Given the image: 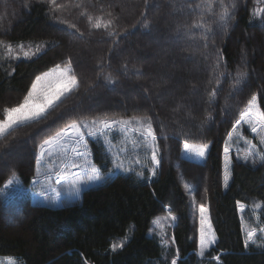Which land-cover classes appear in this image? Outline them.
<instances>
[{"label":"trees","instance_id":"trees-1","mask_svg":"<svg viewBox=\"0 0 264 264\" xmlns=\"http://www.w3.org/2000/svg\"><path fill=\"white\" fill-rule=\"evenodd\" d=\"M154 2L57 0L63 7L54 11L49 0H0V27L6 26L9 18L15 19L14 23L11 21L8 27L0 29V41H3L0 44V120L6 109L27 94L37 75L57 64L64 66L69 60L80 81L79 89L75 91L77 96L85 83L87 85L88 77V86L91 85L93 92L101 87L104 78L110 76L114 83L107 81L106 87L114 92L115 86L122 83L115 78L119 76L113 70L119 71L128 61L127 64H131L129 58L136 56L135 46L124 41L132 37H139V42L134 45L148 41L155 23L163 21L167 12L171 17L172 45L179 43L176 50L159 55V65L148 58L145 60L147 65L142 58L134 64L137 65V79L145 76L144 72L147 76L133 81L131 87L135 86L148 98L157 97L159 101L154 105V112L144 113L152 117L157 135L161 163L156 174H151L150 169L154 166L149 150L137 132L131 135L128 146L124 145L120 135L113 133L110 136L113 144L119 149L128 147L121 152V160L129 161L132 169L84 191L80 202L54 209L33 205L26 193L11 188L0 192L2 220L10 214L3 209L12 205L19 206L21 212L24 210L21 216H27L16 231L0 220V258L13 257L19 264H171L178 249L180 259L177 264H216L211 259L214 255H220L221 264H264V251L254 247L244 250L242 231V226H264L261 222L264 221V208H254L256 203L264 205V165L253 167L251 162L245 164L233 159L226 191L222 190L220 176L224 142L248 99L257 95L261 110H264V23L261 22L264 20V0H166L168 7L161 2L153 13ZM225 7L231 17L226 27L219 19ZM172 11L175 12L173 15ZM18 18L21 20L17 21ZM97 19L101 22L112 20L113 26L107 30L103 27L95 29L92 25ZM145 19L147 28L142 26ZM110 32L118 35L110 36ZM72 39L79 45L70 46L68 42L73 43ZM9 44L12 52L6 54ZM20 44L31 49L30 58L24 57ZM80 44L87 48L89 57L78 50ZM38 45L40 50L33 55ZM118 46L122 59L112 56ZM155 52L148 50L146 54ZM77 56L84 59L83 64L77 61ZM184 58L187 61L190 58L189 62L193 63L185 62ZM217 62L219 67H216ZM238 72L247 73L240 84L236 83ZM212 91L217 93L214 98L210 96ZM132 95L135 96L123 98H132ZM120 97L115 96L114 101ZM78 100L81 98L78 97L76 102L73 100V104ZM73 104L65 107L58 103L39 121L18 126L0 138V154L19 145L17 142L25 138H29L32 150L26 162L0 172V187L13 174L20 180V187H30L35 177L39 145L52 135L51 131H59L70 123L65 121L70 113L77 112L78 117L88 122L91 118L122 117L111 112L122 110L114 104H108V109L86 103L83 109L73 107ZM140 107L137 110L147 106ZM244 135L249 137L245 130ZM168 137L172 139L168 140ZM106 140L107 136L89 139L92 158L104 173L111 170L114 155ZM185 141L189 145L209 144L204 169L181 158ZM134 147L139 150L132 151ZM169 158L177 162L165 163ZM141 171L143 179L136 175ZM199 172L205 175L201 193L200 186L196 185ZM206 200L209 201L205 204L209 206L217 243L201 259L196 255V244L193 243L197 229L193 208ZM237 202L245 205L241 214ZM164 208H169L177 217L167 247L157 231L150 232L153 220L164 215ZM20 223L21 219L14 221L16 226ZM125 236L130 237L125 246L111 251V244L121 242Z\"/></svg>","mask_w":264,"mask_h":264},{"label":"snow or ice","instance_id":"snow-or-ice-1","mask_svg":"<svg viewBox=\"0 0 264 264\" xmlns=\"http://www.w3.org/2000/svg\"><path fill=\"white\" fill-rule=\"evenodd\" d=\"M147 3V0H145ZM50 5L53 6V10H57L63 5L57 4V0H49ZM235 7V4L232 5ZM258 15V13L256 14ZM220 21L222 26L226 27L228 21L231 19L229 16L228 8L225 7L223 12L220 14ZM91 23V18H89ZM264 23V20L261 21ZM63 23V21H61ZM95 29H108L113 26V21L108 20L106 22H101L97 19L92 25ZM143 27L147 28L148 21L145 19L143 21ZM70 28H74L75 25H69ZM200 27V25H197ZM81 35H83L81 33ZM110 36H116L118 33L110 32ZM206 38V37H205ZM115 43V41H113ZM3 44V41H0ZM8 52H12V46L9 44L6 46ZM19 47L23 50L24 45L20 44ZM41 46H37V54ZM31 49H29L30 51ZM29 51L24 52L25 58L29 57ZM216 67H219V62H217ZM223 75V73H221ZM247 73L238 72L236 83L240 84L242 80L246 77ZM108 83H114L111 77H108ZM80 86V81L72 67L71 60L67 61L64 67L57 64L55 69L50 72L37 75L35 80L32 82L31 89L28 91L27 95L24 97L23 102L16 107H12L6 110V115L3 120H0V137H4L9 130L14 129L19 125L30 123L33 121H39L42 117L48 113L49 109L54 108L59 102H61L66 96L78 90ZM91 87V85H90ZM216 92L212 91L210 96L214 98ZM211 102V100L209 101ZM247 124L251 133L254 137L258 139L259 145L264 146V110H261L260 102L258 101L257 95L253 94L250 99H248L246 106L240 111L239 119L235 121L232 125V129L227 134V139L224 142L223 156H224V187L228 188V182L231 178V147L230 142H234V134L236 138H241V125ZM114 126H118L121 132H127L130 128L137 132L143 140L144 146L149 149L148 155L150 156L151 164L154 166L150 169L151 174L154 176L156 174V168L160 166L161 160L158 158L159 146L157 144V135L153 128V119L150 116H134L131 119H100L91 118L90 122L85 120H80L77 122L73 120L71 123L67 124L64 128H61L56 132L55 136L45 139L43 143L39 145V158L37 160V175L32 179V184H37L39 182V176H44V181L47 182L50 190L55 194L54 204L61 205L63 203H72L71 197L80 196L81 184L97 183V182H108L110 177L113 175L112 171H108L107 174L104 170L97 167L91 159H89V152L86 145L81 150L80 145H82L85 135L87 136H108L109 130H112ZM87 129V133L81 129ZM244 142L249 145L248 154L243 157L245 164L251 162L252 166L255 167L257 164L264 165V147L257 150V144L252 143L251 140L245 139ZM183 148L185 153L194 154L199 158H204L209 149L208 143H201L195 147L189 145L187 141L184 142ZM121 152L125 149L121 148ZM239 159V157H237ZM47 160V167L44 172L39 171L42 162ZM120 161L119 155L116 157V162L114 163L115 170H122L124 172L130 171V169H124L123 164ZM137 163L139 161L137 160ZM136 175L141 179L144 178V173L137 172ZM55 176V185H65L68 187L69 200L61 201L60 191L57 187L52 186V178ZM20 180L15 174L11 178L7 179L0 187V192H5L12 186H20ZM186 187H188L186 185ZM45 200L48 197L44 195L43 192L38 193ZM239 211L243 213L245 211V205L237 202ZM255 209H262L264 205L262 203H256L254 205ZM199 213V245L197 256L201 259L205 258L206 253L209 249L217 243V237L215 230L213 229L211 219L209 216V206L205 203H200L198 205ZM169 216L172 221H175L177 217L169 211ZM264 222V221H261ZM157 227H160V220H155L153 222ZM242 231L244 233V250L248 251L250 248H257L264 251V227L250 226L244 228L242 226ZM259 234V235H258ZM130 239V237L125 236L122 238L121 242L111 244V251L115 252L118 249H122L125 243ZM174 242V241H173ZM162 243L167 247L168 241L164 240L162 237ZM178 259H180V252L177 249L175 258L171 259V264H177ZM212 260L216 261V264H221L220 255H214L211 257ZM0 264H4L0 261ZM9 264H15L14 261H10Z\"/></svg>","mask_w":264,"mask_h":264},{"label":"rangeland","instance_id":"rangeland-1","mask_svg":"<svg viewBox=\"0 0 264 264\" xmlns=\"http://www.w3.org/2000/svg\"><path fill=\"white\" fill-rule=\"evenodd\" d=\"M125 1L128 2L130 0H125ZM161 2L166 4L165 8L168 7L167 6L168 3H166V0H155V2L153 4V13L156 12L159 9V5H160ZM167 13L168 14H167V16H165V19L163 18V21H161V22L158 21V23H155L153 29L151 30L152 32L150 33V36L148 37V41H146L144 43H140L139 45L137 44L138 46L134 45V44L139 42L138 41L139 37H132V39L124 41L125 44H127L129 46H135L134 52L136 53V56L129 58L131 64L128 65L127 64L129 62L128 61V62H126V64H124V65L122 64L121 65L122 67H121V69L119 71H114L113 70V73L115 75L119 76V77L115 76V78L118 79L119 82L121 80V83H122V84H119V85L115 86L114 92L113 91H109L107 89V87H106V83L108 81V77L104 78L103 82L101 81L103 83V86H102V83H101V87L98 90H95V91L93 90V92H92L91 91L92 88L88 86V84H89V77H88L87 85L85 83V88L83 89V91H79L78 92L79 96H77V93H75V91H74L73 93H71L68 96H66L59 103L64 104L65 107H70L71 104H73V100H75V102H76V99L78 97H80L81 101L78 100L77 104H75V103L73 104V107H77V108L80 107V108L85 109L83 106H84V103H86L87 105H92V107H98V108H101V109H108V108H110V107H107L108 104H114L115 106L120 107L122 110H118V111L117 110H111V112H113V115L119 114L120 116H122L121 118H124V119H131L134 116H145L144 113H149V111L150 112H152V111L154 112L156 110V109H154V105L159 104L158 98L157 97H154V99L148 98L145 94L141 93L139 88H137L135 86H132L133 87L132 88L131 85L133 84V81H136V82L140 81L141 79H144V77L147 76L145 74V72H144L143 75H145V76H142L140 78V80H139V78L137 79V76L135 75V71H136L137 65H134V64H137L138 61H140L141 58H142V62H144L145 65L148 64V63H145V60L148 61V59H150L152 61H155L156 62L155 64L159 65L158 63H160V62L157 60L159 55H161L163 53H165L167 55V54H169L170 50L172 51V50H176L177 49L176 46L179 43H177V44L174 43V45H172L174 40H173L172 36L169 35V32H170L169 23L171 21V17H169L170 13L169 12H167ZM173 13H175V12L172 11L171 15H173ZM12 18L13 17L9 18V20L11 19L10 22L6 21L7 22L6 23L7 27L11 24V21H13V23L15 22V19H12ZM154 18H156V17H154ZM5 20H3V21H5ZM20 20H21V18L17 19V21H20ZM154 22H155V20H154ZM6 26H1L0 29L5 28ZM5 31L6 30H4L2 32H5ZM138 31H139V29H138ZM97 42H99V41H97ZM68 44H70V46L72 44L74 46L75 45L76 46L79 45V44H76V42L74 40H73V43H72V41H69ZM166 47L168 49H166ZM28 48L29 47L23 48L24 49L23 50V54H24L25 51H29ZM179 48L177 50V53L180 51ZM78 50L81 53L82 52L85 53L89 57V54H87V52H88L87 48H84V46H82L81 44H80V48ZM148 50H153V52H154V50H156V52H155L156 54L147 55L146 53H147ZM17 51H20V49L17 50ZM30 52H31V50L29 51V55H31ZM114 52H115V54L112 55L113 57H115V58L117 57L119 59H122L121 56H123V55L121 54L122 51L119 50V46H118V50L114 51ZM6 54H9L8 50L6 51ZM96 56L100 58L99 55H96ZM129 56H131V54H129ZM123 59L126 60L128 58L124 57ZM189 59L190 58H188V61H187V59L184 58V61L185 62H189ZM77 61L79 63L83 64L84 59L81 58L80 56H77ZM240 61H241V63H243L244 60L240 59ZM189 63L192 64L193 61L189 62ZM61 67H64V66H61ZM89 68H90L89 70H92L91 65H89ZM53 69H55V67L51 68L47 72H50ZM147 69L148 68L146 67L145 68L146 73L148 72ZM43 73H46V72H43ZM43 73H41V74H43ZM251 76H253V75H251ZM102 77H103V75H102ZM90 79H92V78L90 77ZM99 80H101V79H99ZM31 85L29 87V90L31 89ZM127 85H128L129 90H127V92H126L125 90L127 88ZM107 93L109 94V96H106ZM131 94H135V96L132 95L133 96L132 98H126V99L123 98V97H126V95H131ZM115 96L116 97L121 96V97L119 99H117L116 101H114L115 100V98H114ZM24 97H22L21 99H18L17 103L16 104L14 103V105L9 107L8 109H10L12 107H16L19 104H21L23 102ZM215 101L217 102V98H215ZM141 105H145L147 107H145L144 110H137V108H141L140 107ZM111 109H113V108H111ZM50 110L51 109H49V111ZM130 111L134 115H131ZM76 113L77 112L70 113L68 115L69 118L67 117V119H65V121L69 120V122L71 123L72 120H76L77 122L80 121L79 119L83 120V118L78 117L79 115H77ZM46 115H47V113L45 114V116ZM70 116H71V119H70ZM128 116H132V117H128ZM118 119H120V118H118ZM117 128H118V126H114V128L112 130H109V134H108L107 140H106V145L109 147V149H112L113 154H114L113 158H112V168L110 170V171L113 172V175L111 177L117 175L120 172H124L122 170H115L114 169V163L116 162L117 155H119V157H120V161L119 162H121L123 164V168L124 169H130V170L132 169V164L129 161H122L121 160V156L123 155V153L121 154V151H120L118 145L113 144L110 136L113 133L117 134V136L120 135L121 139L124 140V145H127V142H128V140L130 141L131 135H133L134 131L128 130L127 132L122 133L120 130H117ZM81 130L84 131L85 133H87V129H83L82 128ZM244 130H245V134L246 135L249 134L250 138H247L244 135ZM240 131H241V138L237 139L236 135L234 134V142H230L231 157H232L231 169H232V166L234 164L233 159H235V161H237V162L243 161V157L248 154L249 145L246 144L244 142V140L245 139L251 140L252 143H253L252 136L254 137V134L251 133V131L248 128L247 124H242ZM56 132L57 131H51L52 135L49 138L55 136ZM137 135L139 136L138 133H137ZM87 137H90V136L85 135V139H84L82 145H80V147H81V150H83V147L86 145L87 150H88V152L90 154L89 155V159H91L92 162L95 164V162H94V160L92 158V154H91L89 139ZM49 138H47V139H49ZM170 138L171 137H168V140ZM254 139L256 141L255 144H257V150L261 149V147H264V146L259 145V141H258L257 138L254 137ZM17 143H19V145H15L12 148L7 149L6 152H4L3 154H0V172L4 171L6 169L8 170V168L10 166H12V165H15V164H17L19 162H26V160H28L27 156H29L31 154V152H32L29 138L22 139L21 141H18ZM191 146L195 147L196 145H191ZM127 148L128 147L125 146V149H127ZM223 148H224V145H223ZM138 150H139L138 147L132 148V151H134V152H136ZM147 150H149V149H147ZM206 155H207V153H206ZM237 157H239V159H237ZM181 158L185 159V160H188L190 162H193V164H195L196 166L200 167L199 169H201V170L204 169V163L206 161V156L204 158H199V157L195 156L194 154L185 153L183 145L181 147ZM169 162L171 164H174L177 161H173V159H170V158H169V161L168 160L165 161V163L170 164ZM46 167H47V160L42 162L39 171L41 173H43L44 169ZM201 173L202 172H199L200 176L199 175L196 176V179H197L196 185L200 186V191H199L200 193L203 191L202 187L204 186V179H205V175L204 174L201 175ZM105 174H107V173H105ZM36 175H37V163H36V166H35V176ZM220 176H221L222 190L226 191L227 189L224 187L225 172H224L223 150H222V154H221ZM54 181H55V176H53V178H52V186H55V187H57L59 189L61 201L69 200L70 198L68 196V187L65 186V185L56 186ZM229 182H230V180H229ZM229 182H228V185H229ZM100 183H102V182L81 184L80 185L81 192H80L79 198L77 199L76 197H71V200L73 202L79 201L81 199V195H82V192L84 190H86V189H88L90 187L96 186V185H98ZM21 190H24V189H21ZM29 191H30L31 203H33V204H38V205L51 207V208H58V207H61L63 205L69 204V203H63L61 205H57V204L53 203V201L55 200V194L50 190V188L48 187L47 182L44 181V176L43 175L39 176V182L37 184H33V186L29 189ZM41 192H43L44 195L48 197V200H45L41 195L38 194V193H41ZM197 194L198 193H196V196H197ZM208 202L209 201L206 200L203 203H208ZM199 204L200 203L196 204L195 207L193 208V214H194L193 217L197 221L196 237L193 238V243H194V245L196 244V250L197 251H198V245H199V227H200V225H199V213H198V205ZM3 210L5 212H7V213H10L5 221L2 220V218L0 217V220H2L4 222L5 226H7L9 229L14 230V231H16V230H18L19 228L22 227V225L25 222V218L27 217V216L23 217V216L20 215V214L24 213L23 209H22V212H21V209H20L19 206L12 205V206L6 207V209H3ZM169 211H171L169 208H164V210H163L164 215L156 217L153 220V222L155 220H160V222H161L160 227H157L152 222V226H151V230H150V232L151 231H153V232L157 231L161 235V237H163L164 240H166V241H168V238H169V235H170V232H171L170 230L174 227V221L171 220V218L169 216ZM4 215H7V214H4ZM19 219H21V223L18 226H16L14 224V221H16V220L19 221ZM3 222H2V224H3ZM168 227H170L169 230H167ZM0 261H3L4 264H9L10 261H14L15 264H19L18 262H16V260H14L11 257H9V258H0Z\"/></svg>","mask_w":264,"mask_h":264}]
</instances>
